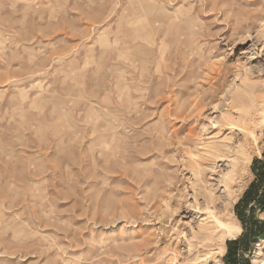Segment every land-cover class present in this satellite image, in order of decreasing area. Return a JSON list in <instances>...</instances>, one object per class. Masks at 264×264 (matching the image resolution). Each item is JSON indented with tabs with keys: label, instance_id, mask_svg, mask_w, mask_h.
Here are the masks:
<instances>
[{
	"label": "rangeland",
	"instance_id": "1",
	"mask_svg": "<svg viewBox=\"0 0 264 264\" xmlns=\"http://www.w3.org/2000/svg\"><path fill=\"white\" fill-rule=\"evenodd\" d=\"M262 172L264 0H0V264H263Z\"/></svg>",
	"mask_w": 264,
	"mask_h": 264
},
{
	"label": "bare ground",
	"instance_id": "2",
	"mask_svg": "<svg viewBox=\"0 0 264 264\" xmlns=\"http://www.w3.org/2000/svg\"><path fill=\"white\" fill-rule=\"evenodd\" d=\"M185 22V21H184ZM187 22V21H186ZM185 22V23H186ZM181 24V23H180ZM182 26V25H180ZM178 29V28H177ZM189 34V33H188ZM191 34V33H190ZM192 36V35H191ZM194 36V35H193ZM192 36V37H193ZM249 90V87H248ZM258 91V90H257ZM261 93V92H260ZM237 96V95H236ZM257 96V95H256ZM255 97L252 94V92L250 91H244L243 94L239 95L237 100L234 102V104H236V107L238 108V110L241 113H244L245 115H248L250 110L252 109V107L254 106L253 104L255 103V105L259 106V101L254 100ZM263 101V100H262ZM230 119V118H229ZM211 154V153H210ZM218 226L221 228L222 234L224 237H228V238H233L236 237V235L240 234L241 228L238 224H234L232 222H228V223H223L217 221ZM264 264V262H263Z\"/></svg>",
	"mask_w": 264,
	"mask_h": 264
},
{
	"label": "trees",
	"instance_id": "3",
	"mask_svg": "<svg viewBox=\"0 0 264 264\" xmlns=\"http://www.w3.org/2000/svg\"><path fill=\"white\" fill-rule=\"evenodd\" d=\"M258 181H264V173L263 172L258 175ZM259 189H260V186L258 184H255V183L251 184L250 188L247 190L246 194L244 195L242 202L249 203L252 198H255V201L257 202V204L259 206L261 205L262 207H264V186H263V188L261 186L260 193H259ZM252 190H254L255 192L252 193ZM236 244H237L236 241H232V242L228 243L230 248ZM229 252L231 253V249H229ZM229 262H230V264L235 263V262H233V260H231Z\"/></svg>",
	"mask_w": 264,
	"mask_h": 264
}]
</instances>
